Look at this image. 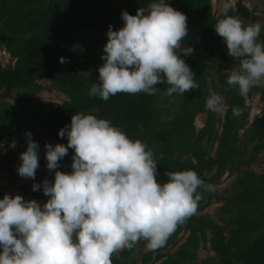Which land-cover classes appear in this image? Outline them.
Listing matches in <instances>:
<instances>
[{"label": "trees", "instance_id": "obj_1", "mask_svg": "<svg viewBox=\"0 0 264 264\" xmlns=\"http://www.w3.org/2000/svg\"><path fill=\"white\" fill-rule=\"evenodd\" d=\"M151 2L0 0V49L5 47L14 61V64L4 65L0 60V143L9 149L13 143L21 142L20 150L9 149L6 152L3 166L7 168L14 156L26 150L25 133L31 131L34 123L30 117L33 110L25 102H31L37 89L41 88L39 80H51L52 85L67 94L68 100L45 115L40 110L35 112V120L41 127L31 132L32 138L38 143L40 138H48L50 142L67 144V137L61 138L59 130L70 124L73 114L92 113L98 118L110 120L131 139H139L148 145L158 164L159 182L168 180L165 175L167 171L192 169L206 184L215 186L214 192H204L197 212L177 227L165 246L142 254L143 263L150 262L155 255L154 260L162 259L161 264H218L210 259L195 262L199 241L202 240L210 242L220 264H264V173L257 175L246 169L238 177L237 187L221 208L223 223L198 214L213 198L218 197L216 184L226 170L234 171L236 158H242L241 164L250 166L264 151V113L254 118L241 140L238 131L248 123L250 108L238 88L227 84L230 73H221L219 68L215 71L223 84L222 91L228 104L222 131L219 133L217 128L220 119L209 109L206 124L199 131L195 129V116L207 110L209 87L214 92L218 88L206 62L220 54L228 57L234 67H238L237 62L225 52L223 38L215 32L214 25L222 17L221 14L213 13L211 0H170L172 7L187 16L188 35L181 46H190L194 52L182 58L192 69L199 84L198 89L187 92L185 99L181 100L180 109L171 120L163 118L168 112L159 106L166 84H157L161 91L156 95L119 93L108 101L89 96L91 85L99 82L98 67L103 64L101 56L109 25L119 29L124 24L121 19L123 10L134 15L138 8H146ZM245 11L246 8L240 5L228 14L240 17ZM259 42L264 43V30L260 33ZM62 56L69 62L60 63ZM253 88L260 92L264 103V85ZM14 92L18 94L15 102L6 100L13 98ZM235 107L242 110L239 117L233 115ZM239 140L241 145H238ZM216 141L218 149L214 157L210 149ZM244 144H252L247 156ZM73 154L74 150H69L60 161L59 170L71 171ZM46 163L45 155L39 150L43 178L54 180L55 172H49ZM18 191L25 200L36 199L41 205L48 199L43 194L42 183L39 191H33L32 186L26 183L19 186ZM199 191L203 192V189ZM186 232L189 234L185 241L174 253L169 252V247L178 244L179 235ZM145 244L141 240L133 248L120 251L118 256L113 255V264H139L137 255L145 251Z\"/></svg>", "mask_w": 264, "mask_h": 264}, {"label": "clouds", "instance_id": "obj_2", "mask_svg": "<svg viewBox=\"0 0 264 264\" xmlns=\"http://www.w3.org/2000/svg\"><path fill=\"white\" fill-rule=\"evenodd\" d=\"M217 3L211 0L214 9ZM235 6L236 0H222V18L214 29L238 64L227 84L246 96L264 84L262 26L245 25L229 15ZM121 19L122 27L109 25L107 30L99 82L91 85L90 97L108 101L119 93L156 95L161 91L157 84H166L169 96L199 88L182 58L194 52L181 46L188 35L186 14L167 0H152L134 15L123 10ZM68 62L60 57V63ZM209 93L206 107L224 112L223 98L211 87ZM232 111L235 117L242 114L238 107ZM25 135L27 147L20 153L17 172L35 181L40 145L31 131ZM58 135L67 137L66 145H44L46 168L55 172L54 180L42 181L47 201L41 205L19 193L0 199V264H113V255L141 240L148 250H157L197 212L204 192L216 190L192 169L167 171L168 180L159 182L148 145L95 114H73ZM69 149L74 150L71 171H61L60 161ZM40 189V183H33V191Z\"/></svg>", "mask_w": 264, "mask_h": 264}, {"label": "rangeland", "instance_id": "obj_3", "mask_svg": "<svg viewBox=\"0 0 264 264\" xmlns=\"http://www.w3.org/2000/svg\"><path fill=\"white\" fill-rule=\"evenodd\" d=\"M168 3H170V0H167ZM222 0H218L217 6L214 9L212 7V11L215 15L220 14V7H221ZM240 5H243L246 8V11L243 12L240 16V18L243 20L245 25L252 24L259 22L261 24V31L264 29V0H236V6L233 10H237ZM247 5V6H246ZM224 44V50L227 52V45L225 41L223 40ZM78 51V50H77ZM0 60L4 65H7L9 63H13L14 61L12 60V55L7 51L5 47H2L0 49ZM207 68L209 71L212 73V76L215 77V80L218 84L217 93L223 98L224 106H225V111L224 112H214L217 116V118L220 119L217 123V128L219 129V133L222 131V122L224 121V116L226 113V109L228 108V104L226 102V96L225 93L222 91V82L218 79V74L215 71V69L219 68L221 70V73H230L232 70H234L237 67H234L232 65L231 60L220 54L217 55V57L212 60V61H207L206 62ZM219 80V81H218ZM38 83L41 85V88H38L37 91L35 92V96H33L32 101L25 102L28 106L31 107L33 110V113L30 115L34 125L31 131H36L40 130L41 124L35 120V112L37 110H40L42 112V115H45L49 110L57 107L60 103H62L64 100H68L67 94L62 92L58 87L52 85V81L48 79H44L42 81H38ZM264 84H261V87ZM256 87V86H255ZM14 97L13 98H6V100H9L10 102H15V98L18 97V94L16 92L13 93ZM187 95V92L184 95H179V94H172L171 96L166 95L165 93L161 94L160 97V103L159 106L164 109V112H168L166 115L163 116L165 120H171L178 110L180 109V104L181 100L185 99V96ZM245 102L247 106L250 108L249 113L247 116V121L248 123L243 127L240 128L238 131L239 138L242 140L244 133L246 130L249 128L250 123L254 120L259 115H262L264 113V103L262 102L260 98V92L254 88L251 89V93L247 94L244 96ZM3 100V99H2ZM207 110L198 113L195 116L194 119V125L196 131H199L207 121V117L209 114V110L206 107ZM241 140L238 141V145H241ZM46 142H50L48 138H40L39 139V145H40V151L42 155H45V148L44 145ZM206 142V140H204ZM53 145L57 143H63L66 145L64 142H50ZM21 142H16L15 147L10 146L9 149L13 151H18L20 150L19 145ZM243 144V143H242ZM3 147L0 148V199L3 198V195L5 193H9L12 195H15L19 193L18 187L21 186L22 184L26 183L29 185H33V183H42V179L44 174H43V166L40 164L39 168L37 169L36 172V177L35 181L31 179H24L18 175L17 172V165L21 163L20 161V153L23 152L21 151L17 157L14 156V160L9 162L7 164V168L3 166V163L5 161V155L6 152L9 150L4 144H1ZM245 145V144H244ZM213 148L210 149V154L212 156H216V151L218 149V141L214 143L212 146ZM246 148V156L247 154L251 151L252 144H248L244 146ZM72 150V149H69ZM244 158V156H243ZM241 159L242 158H236L235 165H234V171L231 172L230 170H226L224 175L220 178L218 183L216 184L217 188V198H213L211 203L201 210H199L198 214L202 215H207L212 217L215 221L217 222H222L223 223V213H222V206L225 203V199L230 196L234 190V188L237 187V180L239 176L243 175V171L248 169L250 171H253L257 175H260L264 173V151L260 153L255 160H253L250 163V166H246L244 164H241ZM239 166V168H237ZM48 176V175H45ZM189 233H181L179 236V242L176 245V247L173 248H168L169 252L174 253L181 243L185 241ZM210 232H208V237L210 238ZM148 249L146 248L145 251L141 252L140 254L137 255V260L139 264H161V260L155 261L153 255V258L151 259L150 262L148 263H143L142 262V254L147 252ZM120 253V252H119ZM115 254L116 256L119 255ZM165 259V258H163ZM205 259H210L211 261H216L218 264H220V259L217 257L216 252L211 248L210 242H204V241H199V246L196 251V258L195 262L200 263L201 261Z\"/></svg>", "mask_w": 264, "mask_h": 264}]
</instances>
